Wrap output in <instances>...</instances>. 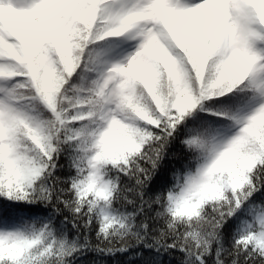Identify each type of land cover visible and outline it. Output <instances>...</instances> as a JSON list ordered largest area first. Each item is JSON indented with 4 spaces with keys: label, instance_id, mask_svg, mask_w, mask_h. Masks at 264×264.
Instances as JSON below:
<instances>
[{
    "label": "snow or ice",
    "instance_id": "6c2138e0",
    "mask_svg": "<svg viewBox=\"0 0 264 264\" xmlns=\"http://www.w3.org/2000/svg\"><path fill=\"white\" fill-rule=\"evenodd\" d=\"M0 264H264V0H0Z\"/></svg>",
    "mask_w": 264,
    "mask_h": 264
},
{
    "label": "trees",
    "instance_id": "16d2710c",
    "mask_svg": "<svg viewBox=\"0 0 264 264\" xmlns=\"http://www.w3.org/2000/svg\"><path fill=\"white\" fill-rule=\"evenodd\" d=\"M121 259H123V258H121Z\"/></svg>",
    "mask_w": 264,
    "mask_h": 264
}]
</instances>
